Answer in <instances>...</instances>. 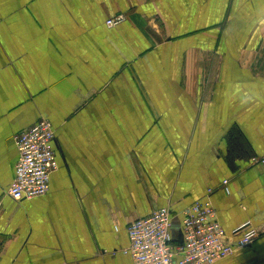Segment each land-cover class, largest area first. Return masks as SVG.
Segmentation results:
<instances>
[{"label":"crops","instance_id":"0c3cea01","mask_svg":"<svg viewBox=\"0 0 264 264\" xmlns=\"http://www.w3.org/2000/svg\"><path fill=\"white\" fill-rule=\"evenodd\" d=\"M42 118L58 169L15 201ZM263 157L264 0H0V264H133L130 223L169 208L177 247L210 189L228 243L259 232L215 264H264Z\"/></svg>","mask_w":264,"mask_h":264},{"label":"built area","instance_id":"2783aa9c","mask_svg":"<svg viewBox=\"0 0 264 264\" xmlns=\"http://www.w3.org/2000/svg\"><path fill=\"white\" fill-rule=\"evenodd\" d=\"M127 20L117 14L106 20L110 28ZM55 129L52 122L42 118L29 129L14 136L19 152L15 178L7 194L15 201L46 196L50 191L51 175L58 169L53 148ZM264 164V157L262 158ZM227 183L226 181L224 182ZM196 200L186 211L183 220V243L174 247L173 215L163 207L128 226L130 254L133 264H215L232 255L236 248L248 247L259 239V232L245 223L233 231L235 244L225 240V230L217 221L216 210L209 198Z\"/></svg>","mask_w":264,"mask_h":264}]
</instances>
